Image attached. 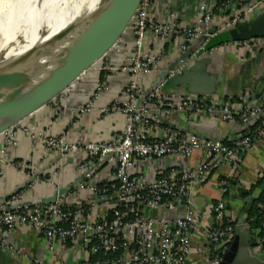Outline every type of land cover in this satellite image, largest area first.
I'll list each match as a JSON object with an SVG mask.
<instances>
[{"label":"built area","instance_id":"1","mask_svg":"<svg viewBox=\"0 0 264 264\" xmlns=\"http://www.w3.org/2000/svg\"><path fill=\"white\" fill-rule=\"evenodd\" d=\"M154 1L141 0L134 20L127 26L132 43L126 60L114 61L110 49L45 105L48 130L25 120L0 134V171L5 167L17 171L23 179L20 184L33 178L23 190L0 196V250L9 249L16 256L26 257L7 240L10 233L21 229L41 235L46 249L61 258L69 245L79 247L84 258L74 264L222 261L235 225L225 215L223 199L207 209L197 205L196 195L222 168H239L244 153L260 136L259 132L251 133L250 125L263 112L264 96L263 103L238 109L229 103H211V112H218L223 121L238 118L246 126L231 146L191 131L159 132L162 116L184 113L189 117L206 110L207 103L201 96L185 92L167 97L163 88L170 78L184 72L194 54L204 50L211 35L190 57L168 69L167 77L157 85L143 88L142 82L168 67H162L167 42L178 44L182 54L207 35L214 25L216 9L226 16L215 24V33H219L264 11V0H220L216 7L209 6V0H199V14L190 24L181 23L174 11L169 12L168 21L154 20L150 14ZM152 41H157L156 49L150 47ZM85 76L92 79L88 94L78 87ZM104 95L108 96L106 101ZM91 114L97 119L119 116L121 127L106 139H87L73 122ZM195 153L197 163L189 164ZM168 160H173L178 169H173L176 165L168 164ZM145 165L154 170L143 172ZM71 170L77 177L65 180V173ZM42 186L46 193L29 196L31 190ZM219 186L225 194L228 180L220 179ZM62 188L67 191L59 195ZM54 194L55 199L42 202ZM260 218L264 228V206ZM195 240L205 252L196 261L191 259ZM258 249L264 250V237ZM32 262L48 264L42 258H33Z\"/></svg>","mask_w":264,"mask_h":264},{"label":"crops","instance_id":"2","mask_svg":"<svg viewBox=\"0 0 264 264\" xmlns=\"http://www.w3.org/2000/svg\"><path fill=\"white\" fill-rule=\"evenodd\" d=\"M217 3L218 0H209V6L211 7H216ZM171 11L178 14L181 23L190 24L199 14V0H155L150 14L156 21H168V14ZM262 12H255L254 17H257ZM225 17L222 12H215L213 24L221 22ZM132 20H134V17ZM131 43V33L125 30L113 46L111 51L112 59L118 62L126 60L131 54ZM149 45L156 49L157 41H152ZM214 47H218V49L216 51L212 50ZM180 53L181 49L178 44L173 41L167 42L162 67L164 68L174 62ZM194 64L198 68L196 69L197 75L211 76L213 80L210 83L212 85L211 88L209 87L211 92L207 91V93L201 95L202 99L207 103L206 110L201 114L189 117L184 113L169 117H166V115L162 116L161 119L163 121L159 124V132L164 134L167 129H177L181 132L191 131L220 139L224 143L232 145L245 132L246 126L238 118L232 122L223 121L218 112H211V103H229L237 109L247 104L263 103L264 35L247 41L219 45L214 44L213 37H210L204 50L194 54L191 65L193 66ZM157 76L158 73L148 76L142 82L143 88L152 84ZM42 77V74L37 75L34 78V83ZM118 81L119 78L116 77L115 82ZM204 84H206L205 81L202 85ZM78 85L80 88H85L87 90L86 94H88L92 79L89 76H85ZM183 88V86L175 87L168 84L163 90L167 97H174ZM83 94L86 95L85 93ZM103 98L106 101L108 96L104 95ZM160 111L162 112V110ZM46 114L47 110L41 108L29 116L27 121L33 126L47 129L49 125L46 124ZM45 124L46 128L43 127ZM73 124L77 127V131L86 133L87 139H106L121 127L122 119L119 116L97 119V116L91 114L84 116L82 120L74 121ZM251 125L257 127L256 132H259L260 136L244 153L239 168L233 171L225 167L215 173L209 183L197 193L196 202L199 207L209 209L217 200L223 199L226 204L225 215L231 222H234L237 236L243 243L240 247L241 264H264V250L260 251L258 249L260 239L263 237H260L259 230L252 229L248 222L250 208L260 194V187L256 185L264 176V104L261 116ZM27 157H30L28 152ZM197 161L198 153H195L188 160L189 164H195ZM172 162L173 160H168L167 163L173 164ZM173 165H176L173 169H178L176 163ZM141 170L149 173L154 169L151 165H145ZM72 176L76 178L77 174L73 173V170L68 171L65 173V180ZM102 176L105 175L102 174ZM222 178H225L230 183L225 194H221L219 186V180ZM22 181L23 179L17 171L8 167L2 169L0 171V196L14 189ZM250 190L249 195L243 196L241 194ZM44 193H46V188L42 186L35 191L31 190L29 196L43 195ZM252 197H254V200L251 202L250 199ZM235 234L234 232L233 238ZM7 240L14 250H19L27 256H16L9 249H3L0 250V264H33V258H42L48 264H74L84 258V253L79 247L70 245L65 255L62 258L58 257L46 249L44 238L33 230L17 229L8 235ZM201 247L198 240L193 241L192 260L196 261L204 256L205 252L201 250Z\"/></svg>","mask_w":264,"mask_h":264},{"label":"water","instance_id":"3","mask_svg":"<svg viewBox=\"0 0 264 264\" xmlns=\"http://www.w3.org/2000/svg\"><path fill=\"white\" fill-rule=\"evenodd\" d=\"M140 1L92 0L57 32L27 48L0 52V134L44 108L50 100L112 49L134 17ZM216 28L217 25H212L207 35H202L187 51L164 68L153 81L152 86L167 77L168 69L177 66L181 59L190 57L193 50L210 35L216 45L242 42L263 36L264 11L232 29L215 33ZM192 60L193 57L182 74L170 78L169 84L184 87L177 94L189 92L200 97L210 91L209 87L212 86L210 83L213 80L211 76L197 75V63L192 66ZM39 74L43 77L34 83V78ZM204 81L206 84L202 85ZM32 180L33 178L29 181ZM29 181L17 185L4 197L23 190ZM66 191L67 188H62L58 194L62 195ZM55 197L54 194L52 198L42 202L48 203ZM253 200L254 197L250 199L251 202ZM235 233L220 264L242 262L240 247L243 243L237 236L236 228Z\"/></svg>","mask_w":264,"mask_h":264},{"label":"bare ground","instance_id":"4","mask_svg":"<svg viewBox=\"0 0 264 264\" xmlns=\"http://www.w3.org/2000/svg\"><path fill=\"white\" fill-rule=\"evenodd\" d=\"M90 1L0 0V52L27 48L57 32Z\"/></svg>","mask_w":264,"mask_h":264},{"label":"trees","instance_id":"5","mask_svg":"<svg viewBox=\"0 0 264 264\" xmlns=\"http://www.w3.org/2000/svg\"><path fill=\"white\" fill-rule=\"evenodd\" d=\"M220 0H218V3ZM217 10V9H216ZM215 10V12H217ZM257 127L255 125H250V131L254 135L256 133ZM227 144V143H225ZM231 146V144H227ZM230 184V183H229ZM260 187V194L259 196L254 200L250 211H249V217L248 222L252 229H258L260 237H264V228L261 227V218H260V212L261 208L264 206V176L259 181V183L256 185ZM250 191L241 193L243 196L249 195ZM253 218V219H252ZM231 225H234V222L230 223Z\"/></svg>","mask_w":264,"mask_h":264},{"label":"rangeland","instance_id":"6","mask_svg":"<svg viewBox=\"0 0 264 264\" xmlns=\"http://www.w3.org/2000/svg\"><path fill=\"white\" fill-rule=\"evenodd\" d=\"M27 121V120H26Z\"/></svg>","mask_w":264,"mask_h":264}]
</instances>
